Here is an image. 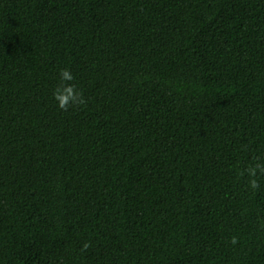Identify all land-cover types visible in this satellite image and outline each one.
Returning a JSON list of instances; mask_svg holds the SVG:
<instances>
[{"label": "trees", "instance_id": "trees-1", "mask_svg": "<svg viewBox=\"0 0 264 264\" xmlns=\"http://www.w3.org/2000/svg\"><path fill=\"white\" fill-rule=\"evenodd\" d=\"M253 157L264 0H0V264H264Z\"/></svg>", "mask_w": 264, "mask_h": 264}, {"label": "clouds", "instance_id": "clouds-1", "mask_svg": "<svg viewBox=\"0 0 264 264\" xmlns=\"http://www.w3.org/2000/svg\"><path fill=\"white\" fill-rule=\"evenodd\" d=\"M75 77L67 68L61 69L58 73V82L53 91L52 98L56 102V106L63 112L78 109L86 105L87 101L82 90L78 89L74 83ZM248 177L247 187L256 191L260 187V179L264 177V159L253 157L252 162L243 170L238 172V177ZM238 238L233 236L230 243L235 246ZM91 247V243H84L81 251H87Z\"/></svg>", "mask_w": 264, "mask_h": 264}]
</instances>
